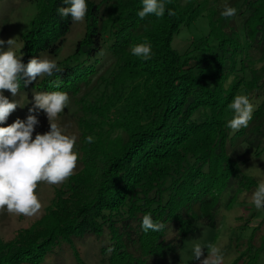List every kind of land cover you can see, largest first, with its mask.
I'll return each instance as SVG.
<instances>
[{
	"label": "trees",
	"instance_id": "1",
	"mask_svg": "<svg viewBox=\"0 0 264 264\" xmlns=\"http://www.w3.org/2000/svg\"><path fill=\"white\" fill-rule=\"evenodd\" d=\"M29 1L40 6L20 37L22 63L47 55L60 71L27 86L21 74L19 93L32 108L33 90L64 91L80 104L74 117L83 137L94 138L85 143L97 169L86 175L88 192L64 207L68 218L15 247L0 246V264H45L48 254L55 264H69L71 249L76 263L85 264L75 245L87 238L99 264H165L198 223L215 227L223 203L257 187L247 169L264 153V0H165L163 17L144 19L137 15L142 0H86L84 36L61 59L74 22L57 9L70 5ZM225 5L237 9L234 17L221 16ZM145 41L152 46L148 60L130 51ZM53 81L62 83L54 88ZM238 94L248 96L253 112L247 127L233 131L226 126L233 115L228 105ZM97 117L123 128L125 137L102 135ZM149 213L163 230H142ZM256 232L243 264H264V233L256 240Z\"/></svg>",
	"mask_w": 264,
	"mask_h": 264
},
{
	"label": "clouds",
	"instance_id": "2",
	"mask_svg": "<svg viewBox=\"0 0 264 264\" xmlns=\"http://www.w3.org/2000/svg\"><path fill=\"white\" fill-rule=\"evenodd\" d=\"M68 7L57 9L62 18L71 16L73 22H83L88 6L86 0H63ZM142 10L137 15L144 19L155 15L163 17L166 12L165 0H142ZM169 16L175 12L167 9ZM237 9L225 5L221 16L232 18ZM8 48L0 47V124L6 122L9 115L21 107L16 100H9L3 93L8 91L15 97L21 88V74L24 85L27 86L41 76H53L60 71L57 62L47 55L31 58L25 65L21 57L12 49L15 38L7 40ZM5 41L0 39V46ZM132 55L148 60L152 56V46L147 41L136 44L130 49ZM61 81H53L52 87L59 88ZM34 108L29 109L26 120L17 119L7 127H0V212L15 213L26 217H33L40 213L42 203L35 193L39 182L58 185L73 175L77 167L78 154L73 150L77 137L66 135L64 130L55 122L58 114L63 112L70 103L67 92L64 91H35L33 90ZM228 108L233 115L226 126L233 131L247 127L252 118L253 105L247 95L234 96ZM36 109L46 113L50 130L35 135V126L39 123L37 116L31 114ZM94 138L86 137L91 144ZM251 203L257 210L264 209V182H260L252 193ZM142 230L157 232L163 230L164 224L154 222L151 214L142 217ZM207 250L206 258L204 250ZM111 251V249H109ZM194 260L200 264H223L220 249L208 243L202 246L196 243L192 249Z\"/></svg>",
	"mask_w": 264,
	"mask_h": 264
},
{
	"label": "rangeland",
	"instance_id": "3",
	"mask_svg": "<svg viewBox=\"0 0 264 264\" xmlns=\"http://www.w3.org/2000/svg\"><path fill=\"white\" fill-rule=\"evenodd\" d=\"M39 6V3L29 0H0V39L5 41V44L0 47L3 50L8 48L7 40L15 38L12 49L19 56L20 37L29 28L30 21L38 15ZM85 30V20L83 22H74L59 49L58 59L73 51L75 43L84 36ZM113 68V63L105 66L100 72V76L95 75L89 87L99 85L102 78L106 77ZM3 94L9 100L18 101L21 107H17L0 127H7L17 119L26 120L30 114L29 109L33 107V102L30 101L29 96L18 93L13 97L8 91H4ZM79 106L80 104H75L73 100H70L68 107L58 114L55 121L64 130V134L77 137L73 150L78 154V161L73 175L58 185H50L46 182L38 183L35 193L42 203V209L36 216L26 217L15 213H7L6 211L0 212V246L11 245L15 247L20 238H35L42 231H47L52 223L68 218L63 212L64 207L70 210L71 207L68 206L80 201L84 192H88L84 189L86 175L88 173L92 174L89 170L95 171L96 167L91 165L93 160L86 153V150H88L85 143L86 137L81 134L80 121L74 117V110H78ZM82 108H84L83 105ZM31 114L36 115L39 121L33 132L34 139L37 133L43 134L49 131L50 125L43 110L36 109ZM99 121L100 125L96 127L102 130V135L107 133L110 138L125 137L126 132L123 128L118 129L116 125H110L102 117L96 118V122ZM104 146L105 144H100V148ZM254 160V165L247 169V174L258 185L260 182H264V153L254 155ZM98 161L99 159H94V162ZM78 181L84 183L82 188L81 186L79 188L76 187ZM254 191H241L234 204L230 206H225L223 203L217 214V225L215 227L198 223L195 229L186 237L181 248L171 252L164 258L165 264H200L192 256V249L196 243H200L202 246L211 243L219 248L223 256V264H233L235 259H237L235 264H243L244 251L252 233L257 231L254 236L256 240H258L261 233H264V209L257 210L251 203ZM225 197H227V194ZM91 242V239L88 238L80 240L75 245L77 255L85 264H99L98 250L90 245ZM68 252L70 256L72 255L68 258L69 264H78L72 249ZM206 256L207 250L205 249L202 259L206 258ZM262 256H264V252H262ZM45 264H55L52 254L51 256L48 254Z\"/></svg>",
	"mask_w": 264,
	"mask_h": 264
}]
</instances>
